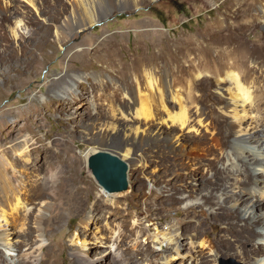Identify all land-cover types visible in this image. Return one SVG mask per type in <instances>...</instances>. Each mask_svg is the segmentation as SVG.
I'll list each match as a JSON object with an SVG mask.
<instances>
[{
    "label": "rangeland",
    "instance_id": "obj_1",
    "mask_svg": "<svg viewBox=\"0 0 264 264\" xmlns=\"http://www.w3.org/2000/svg\"><path fill=\"white\" fill-rule=\"evenodd\" d=\"M97 1L105 7L100 9L101 4L96 7V15L103 20L101 25L91 23L81 12V0H0V143L10 127L16 125L17 131L23 130L17 142L32 138L31 144L42 141L32 148L39 146L43 153L48 148L61 151L65 177L71 183L81 180L84 189L79 202L83 206L82 212L71 211L67 199H36L33 202L35 215L39 214L42 203L50 206L56 202V205L49 208L52 214L45 212L48 239L44 235L43 245L50 251L45 249L41 253L38 247L42 243H36L37 238H32L34 243L30 251L34 256L27 264H78L72 254L75 246L71 240L91 212L98 221L89 239L94 240L95 236L105 242H110L112 236L117 239L112 257L107 258L109 261L158 264L163 256L162 248L147 240L155 226H161L165 232H182L181 222L197 220L212 237L225 226L222 221L212 220L210 206L203 207V212L194 207L186 211L182 200L184 193L180 190L182 182L176 184L178 192L172 196L171 173L184 172L187 163L200 166L216 161L220 167L228 154L233 160L231 153L235 151L246 152L243 156L247 157L252 154L250 169H257L258 177L264 179V167L256 160V157L264 159V132L255 137L257 142L247 139L257 129L264 130V0H155L145 1L139 8H124L122 0L121 3L120 0H94V3ZM225 16L228 17L225 26L217 27L218 18ZM81 20L86 25L68 30L69 39L60 42L57 35L64 29L65 22L76 25ZM212 24L210 36L214 35L208 36L206 43L213 37V40L224 41L235 36V42L250 52L251 71L234 70L239 74L241 84L252 94L253 104L233 100L227 90L234 85L229 81L220 82L226 72L233 69H227L219 76L202 70V79L188 76L184 83L175 82L176 74L173 73L167 77L174 81L173 89L185 100L196 102L188 110L191 126L180 134V140L166 125L160 129L152 121L143 124L122 121L121 113L129 111L131 106L134 108L130 100L138 96L135 91L137 78L109 65V61L101 60L99 55L103 53L99 50L107 48L101 43L115 42L119 57L130 62L139 54L152 56L167 51L174 41L182 42L184 38L207 31ZM182 46L187 44L183 42ZM227 46L222 44L220 47ZM79 49L83 52L77 54ZM160 62L150 67L151 71H157L159 84L158 71L163 66ZM76 74L83 77L82 81H78ZM67 82L72 89L61 98L58 92ZM189 87H192V95ZM78 100H82V104ZM78 107L83 116L75 114ZM62 108L66 110L64 113ZM178 112V107L170 109L171 115ZM161 116L163 118L158 122L165 120L170 124L166 112ZM136 131L138 135H135ZM11 144L14 143L6 146ZM157 146L161 147L162 153L155 163L152 156L156 155ZM90 147L114 151L130 163L132 192L113 198L96 184L86 173L84 154ZM129 147L134 151L133 155L126 154ZM33 158L36 164L45 166L40 151ZM235 162L234 165L240 168ZM256 207L252 209L254 220L264 221L262 197ZM237 208L241 213L245 207ZM188 212H191L190 216ZM59 214L64 216L54 221ZM214 223L217 224L215 228ZM243 223V220L239 221L240 225ZM0 226V232L6 229V233L11 234L8 248L1 245V251L18 261V255L26 252V247L21 250L15 247L19 239L12 234L18 229L5 220ZM259 226V230H263ZM255 243L264 245V238L258 237ZM176 257L180 260L183 254ZM98 258H93L95 264L107 262L106 258ZM260 258L252 255L248 260L233 251L231 255L221 257L217 264H256Z\"/></svg>",
    "mask_w": 264,
    "mask_h": 264
},
{
    "label": "bare ground",
    "instance_id": "obj_2",
    "mask_svg": "<svg viewBox=\"0 0 264 264\" xmlns=\"http://www.w3.org/2000/svg\"><path fill=\"white\" fill-rule=\"evenodd\" d=\"M122 1L124 8L131 6L139 8L143 2L155 0ZM99 2L94 3V0L92 2L90 0H81L80 2L83 6L81 12L89 18L91 23L97 25L103 23V20L96 15V7L98 4H101ZM119 2L121 3V0ZM98 7L105 9L102 4ZM249 16L251 17L252 15L250 14ZM254 16H257V14L255 13ZM227 18V16L224 18L219 17L217 22L215 21L218 25L217 27L223 28L227 23ZM85 25L84 20H81L76 25L73 22H65L62 26L64 29L59 31L57 35L60 42H66L69 39L68 30H75L77 27L82 28ZM213 26L214 24L209 25L207 31L196 33L187 39L184 38L185 40L182 42L178 40V42L174 41L167 51H162L152 56L139 54L138 57L130 62L123 61L119 57L120 55L117 51L118 45L115 42H111V45H106V42L101 43L103 44L102 46L107 47L104 48L105 50L101 48L99 50L100 53H103L99 55L101 60L109 61V65L117 67L125 71V73H132L137 78L135 91L138 92V96L130 100L134 108L131 106L129 107V111L121 113L122 121L129 124H143V122L149 123V121H152L156 122L157 128L160 127V129L166 125L169 132H174V137L180 140V134L185 133L191 126L192 120L188 115V110L196 102L195 100H185L180 92L173 89V82H187L188 76L196 77L197 80L202 79L204 77L202 70H207L212 75L219 76L227 69H233V71H227L225 78L220 79V82L229 81L234 85L227 90L233 100H240V103L244 104L246 102L253 104L252 94L241 84L242 81L239 74L234 70H250V52L235 42V36L225 38L224 41L213 40V37L212 41L206 43ZM183 42L187 46H182ZM219 43L221 45L227 44L228 46L220 47ZM81 50L79 49L77 54L83 52ZM159 60L163 64L158 71L160 74V84L156 75L157 71L155 69H153L154 71L150 70L153 68L152 66L159 63ZM173 73L176 74L174 81H169L167 79L169 77L168 74L171 76ZM75 77L78 81H82L83 79L78 74ZM143 82H145L144 85ZM64 85L58 92V96L61 98H65V92L72 89L69 82ZM191 88L189 87V93L192 95L193 90ZM78 102L82 104V100H78ZM173 107H178L179 110L175 115H171L170 113V109ZM61 111L64 113L66 110L62 108ZM165 112L170 119H168L170 124L165 120L158 122L162 117L161 115ZM75 114L78 117L83 116L81 108L79 109L78 107ZM8 132L4 141L0 143V224L5 220L10 226L13 225L18 229L16 233L12 234L15 235L14 238L19 239L15 243V247L17 250L26 247V252L19 254V260L15 261L13 258L6 257L5 253L0 249V262H2L1 264H4V261L5 264H27L31 260L30 258L34 256L33 252L30 251L34 243V241L31 242L32 238H37L36 243H42L38 247L41 253L45 249L48 252L50 251L49 248H45L43 245L44 235L47 237L45 212L52 214L53 211L49 210V208L52 205H56V202L50 206L48 203H42L38 211L39 214L35 215L33 202L36 199L55 201L67 199V204L71 211L82 212L83 206L79 202L84 189L81 186L83 184L81 180H73L71 183L68 181V177H65L67 174L64 175L66 170L60 157L61 151L48 148L43 153L39 146L32 148L33 145H40L42 141L36 140L31 144L32 138H25L17 142L23 130L18 129L17 131L16 125L11 126ZM263 132L264 130L261 128L257 129L254 134L247 136L248 141L257 142L255 137L261 135ZM135 135H138V131L135 132ZM11 142L14 144L6 146ZM2 146L6 147L2 148ZM159 147L157 146L155 150L156 155L152 156L155 163L158 162L157 159L162 153L161 147ZM39 151L41 152V158H45V166L43 167L36 164V159L33 158V155ZM125 152L127 155L134 154V151L130 147L126 148ZM245 153L232 152L233 160L229 158L228 154L220 167L217 166L216 161L205 165L200 164V166L187 163L184 172L171 173L172 178L169 180H171L172 196L178 192L176 184L182 182L180 190L184 193L182 200H184L183 203L186 205V211L194 207L199 208L200 212H203V207L210 206L212 209V220L222 221L225 223V226L218 231L216 237H212L207 233L201 227V222L198 223L197 220L181 222L182 232L180 230L165 232L161 226H155L147 240L148 243L156 244L159 248H162L163 256L158 264H217L221 257L229 256L233 251H236L239 256L248 260L252 258V255H259L261 258L256 261V264H262L264 245H257L255 242L258 237L264 238V221L254 220L252 209L254 207L257 208L256 203L259 202V197L264 199V179L258 177V173H256L257 169L251 171L250 165H252V162L250 160L252 159L249 157L253 155H248V157L243 156ZM256 160L264 167L263 158L256 157ZM234 161H236L235 163L240 168L234 165ZM172 166L174 167L173 164ZM262 176L264 177L263 172ZM156 181L157 183L159 182V180ZM173 201L177 202V199L173 197ZM192 202L195 203L193 204ZM229 204H232V207H228ZM238 206L245 207L241 210V213H239ZM192 213L194 214L195 212L193 211ZM190 214L191 212H188V216ZM62 216L64 214L55 216L54 221L61 219ZM240 220L244 221L242 225L239 224ZM97 221V216L91 212L84 219L82 229H76L73 234L71 241L75 248L72 254L78 264H95L93 258L97 257L109 259V257H112V252L117 246V239L114 240V236L109 239L110 242H105L103 239L98 238V236H95L94 240L89 239L91 230L96 226ZM259 225H261L263 230H259ZM213 226L215 228L217 224L214 223ZM5 230L0 232V246L4 245L8 248L11 234L9 232L6 233ZM122 237L128 238L127 236ZM180 254H183V257L179 260L176 256ZM46 255L51 258L50 253ZM85 259L87 260L86 263ZM108 259L107 262L102 261L101 264H118Z\"/></svg>",
    "mask_w": 264,
    "mask_h": 264
},
{
    "label": "water",
    "instance_id": "obj_3",
    "mask_svg": "<svg viewBox=\"0 0 264 264\" xmlns=\"http://www.w3.org/2000/svg\"><path fill=\"white\" fill-rule=\"evenodd\" d=\"M86 173L110 197L119 198L132 192L131 165L120 154L90 147L84 154Z\"/></svg>",
    "mask_w": 264,
    "mask_h": 264
}]
</instances>
